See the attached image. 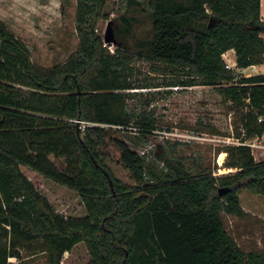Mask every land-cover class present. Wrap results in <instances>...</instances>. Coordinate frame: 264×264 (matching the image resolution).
Masks as SVG:
<instances>
[{"label":"trees","instance_id":"trees-1","mask_svg":"<svg viewBox=\"0 0 264 264\" xmlns=\"http://www.w3.org/2000/svg\"><path fill=\"white\" fill-rule=\"evenodd\" d=\"M129 2L149 18V34L138 42L144 54L160 69L182 72L178 85L218 87L242 112L247 133H264V74L240 77L224 59L234 50L238 68L264 65L261 0ZM106 5L77 0L79 49L53 68L36 65L0 19V264L19 258L20 248L61 264L81 242L89 264H264V251L244 249L223 217L245 215L242 189L264 195V160L230 146L225 166L238 169L234 174L196 175L183 159L166 158L169 172L161 175L117 135L133 125L149 134L156 120L145 112L134 122L128 108L135 86L123 56L135 19L121 16L119 48L111 53L97 32ZM112 145L133 184L108 166ZM45 178L78 193L87 215L59 213L55 196L37 186ZM225 187L231 190L220 196Z\"/></svg>","mask_w":264,"mask_h":264},{"label":"rangeland","instance_id":"rangeland-1","mask_svg":"<svg viewBox=\"0 0 264 264\" xmlns=\"http://www.w3.org/2000/svg\"><path fill=\"white\" fill-rule=\"evenodd\" d=\"M105 11L108 18L99 20L97 32L104 40L108 28H111L115 41H104L111 53L119 48L115 31L123 28L121 16H133L135 19L129 47L123 56L135 86L128 90V108L136 116L134 122L141 120L140 116L145 112H151L156 120L149 134L133 125L120 128L117 135L144 156L147 169L153 168L157 174L169 172L166 158L183 159L190 172L196 175L204 169L211 170L217 177L236 173L238 169L231 168L228 172L227 167H220L217 160L228 148L219 140L226 139L232 132L237 134L242 112L224 99L218 87L178 85L184 77L182 72L160 69L158 61L144 54L138 42L149 34L150 22L141 6L130 4L129 0H107ZM76 15L77 0H0V19L26 45L32 61L43 68L63 64L78 51L80 38ZM262 37L264 39V34ZM237 73L240 77L264 74V65L245 71L238 69ZM110 152L112 157L107 164L115 177L133 184L129 173L119 163V150L112 145ZM54 161L61 165L62 161ZM37 186L43 193L55 196L53 204L59 213L76 217L87 215L80 196L74 190H64L60 184L46 178ZM223 217L229 232L234 237L240 234L239 243L244 249H255L256 242L264 246V228L263 233L258 231L262 225L260 221H247V217L239 221L238 217L225 213ZM4 240L3 236L0 237V242ZM19 250L20 257H10L9 264H47L46 254L28 256L26 250ZM258 250H264V247H258ZM90 260L88 248L81 242L73 251L65 253L61 264H89Z\"/></svg>","mask_w":264,"mask_h":264},{"label":"built area","instance_id":"built-area-1","mask_svg":"<svg viewBox=\"0 0 264 264\" xmlns=\"http://www.w3.org/2000/svg\"><path fill=\"white\" fill-rule=\"evenodd\" d=\"M229 51L224 54V59L227 63V66L229 68L235 70L236 72L238 69L241 71L246 69V68H244V69L238 68L236 55H235V62L234 63L231 62V59L229 57ZM231 115H233V114H231ZM258 122L264 123V115H260L258 117ZM85 126L86 125L83 124V129L85 128ZM219 142L226 143L227 147H230V146L247 147L251 150L254 158L257 161L264 160V133L263 134H256V135H249L247 133V130L243 126H241L239 131L237 132V134L232 132V134L230 136H228L224 140H219ZM223 155L224 156L228 155V153L226 151H222V153L220 154V156L217 160L220 167L225 165L226 158L225 157L223 158ZM229 169L230 168H227L228 172L230 171ZM219 171L221 172L222 170L219 169Z\"/></svg>","mask_w":264,"mask_h":264},{"label":"crops","instance_id":"crops-1","mask_svg":"<svg viewBox=\"0 0 264 264\" xmlns=\"http://www.w3.org/2000/svg\"><path fill=\"white\" fill-rule=\"evenodd\" d=\"M261 18L264 21V0H261ZM229 57L231 59V62L234 63L235 62V51L234 50L229 51ZM257 66H260V65H254V66L248 67V69L249 68L256 69ZM246 69L242 71H245ZM253 75H258V74H253ZM239 197L241 200L242 208L245 212V215L242 218L246 219L245 217H247V221H250V219H253L255 221L256 220L260 221L262 225H261V229L258 228L259 229L258 231L259 233H263L262 228H264V195L254 193L248 189H242L239 193ZM238 219L240 221L241 218H238ZM239 226L245 229H248L246 226H242V224H239ZM249 230L251 231V229ZM238 235L240 236V234ZM238 235L236 234L235 237L237 241L239 242L240 237L238 238ZM260 244L261 242H256L255 249H258V247L260 248L264 247V246H261Z\"/></svg>","mask_w":264,"mask_h":264},{"label":"water","instance_id":"water-1","mask_svg":"<svg viewBox=\"0 0 264 264\" xmlns=\"http://www.w3.org/2000/svg\"><path fill=\"white\" fill-rule=\"evenodd\" d=\"M104 41L105 42L115 41V37L112 35L111 28H108L107 33H106L105 38H104ZM106 174H107V176L109 178V181H110V184H111V186L113 188V180H112L111 176L109 175V172H107ZM230 190H231V188H228V187L227 188L226 187L225 188H220L219 194L221 196V195H223L224 193H227ZM113 191H114V189H113Z\"/></svg>","mask_w":264,"mask_h":264},{"label":"bare ground","instance_id":"bare-ground-1","mask_svg":"<svg viewBox=\"0 0 264 264\" xmlns=\"http://www.w3.org/2000/svg\"><path fill=\"white\" fill-rule=\"evenodd\" d=\"M229 170H232L231 168Z\"/></svg>","mask_w":264,"mask_h":264}]
</instances>
